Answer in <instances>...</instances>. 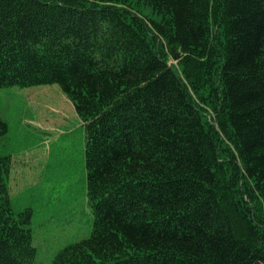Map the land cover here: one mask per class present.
Segmentation results:
<instances>
[{
  "label": "trees",
  "instance_id": "16d2710c",
  "mask_svg": "<svg viewBox=\"0 0 264 264\" xmlns=\"http://www.w3.org/2000/svg\"><path fill=\"white\" fill-rule=\"evenodd\" d=\"M44 85L82 123L93 216L50 264H264V0H0V89ZM9 169L0 264H33Z\"/></svg>",
  "mask_w": 264,
  "mask_h": 264
},
{
  "label": "rangeland",
  "instance_id": "374dc122",
  "mask_svg": "<svg viewBox=\"0 0 264 264\" xmlns=\"http://www.w3.org/2000/svg\"><path fill=\"white\" fill-rule=\"evenodd\" d=\"M0 118L11 208L31 210L33 264H50L91 232L82 123L57 85L0 89Z\"/></svg>",
  "mask_w": 264,
  "mask_h": 264
}]
</instances>
